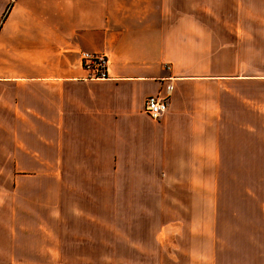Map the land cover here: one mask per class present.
I'll return each instance as SVG.
<instances>
[{
    "label": "crops",
    "instance_id": "1",
    "mask_svg": "<svg viewBox=\"0 0 264 264\" xmlns=\"http://www.w3.org/2000/svg\"><path fill=\"white\" fill-rule=\"evenodd\" d=\"M9 3L0 144L11 129L15 176L40 166L63 196L53 230L40 224L56 244L44 256L90 264L115 244L180 250L147 237L206 219L218 202L211 173L264 174V0H0V14ZM218 44L229 45L225 74L213 71ZM83 51L106 57L104 76L86 71ZM150 94L167 95L157 120L143 111Z\"/></svg>",
    "mask_w": 264,
    "mask_h": 264
},
{
    "label": "rangeland",
    "instance_id": "2",
    "mask_svg": "<svg viewBox=\"0 0 264 264\" xmlns=\"http://www.w3.org/2000/svg\"><path fill=\"white\" fill-rule=\"evenodd\" d=\"M9 6L10 3L0 14V24ZM228 48L229 45H216L215 50L222 53L214 61L213 71L217 74L227 73L228 59L224 54ZM16 67L20 66L8 61L5 69L16 71ZM225 129L223 137L231 138L230 126ZM1 141L0 264H56L58 260L44 256L56 244L45 240L40 224L53 230L54 205L57 199L62 202L63 196L49 194L48 179L41 177L40 166L29 164L31 171L26 172L31 175L15 176L11 129L5 130ZM211 175L215 184L210 186V193L218 202L207 206L206 219L187 216L186 232L174 237L165 231L139 233L140 236L149 233L147 239L152 244L157 238L159 245L179 244L183 248L167 250L115 244L110 246L106 261L90 264H264V174L221 171ZM66 199L65 204L71 203ZM43 203L50 210L40 208Z\"/></svg>",
    "mask_w": 264,
    "mask_h": 264
},
{
    "label": "built area",
    "instance_id": "3",
    "mask_svg": "<svg viewBox=\"0 0 264 264\" xmlns=\"http://www.w3.org/2000/svg\"><path fill=\"white\" fill-rule=\"evenodd\" d=\"M82 66L92 76H104L106 57L103 54H91L83 51L80 54ZM167 95L150 94L143 101V111L151 119L157 120L167 109Z\"/></svg>",
    "mask_w": 264,
    "mask_h": 264
},
{
    "label": "trees",
    "instance_id": "4",
    "mask_svg": "<svg viewBox=\"0 0 264 264\" xmlns=\"http://www.w3.org/2000/svg\"><path fill=\"white\" fill-rule=\"evenodd\" d=\"M11 7V5L7 8V11H6V13L4 14V17H5V15L7 14V12H8V10H9V8ZM3 17V18H4ZM4 20V19H3Z\"/></svg>",
    "mask_w": 264,
    "mask_h": 264
}]
</instances>
